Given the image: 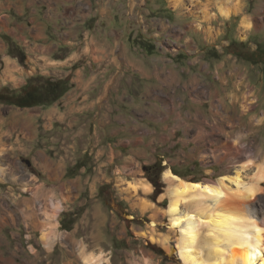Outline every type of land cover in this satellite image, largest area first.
<instances>
[{"label":"rangeland","instance_id":"374dc122","mask_svg":"<svg viewBox=\"0 0 264 264\" xmlns=\"http://www.w3.org/2000/svg\"><path fill=\"white\" fill-rule=\"evenodd\" d=\"M93 1L83 32L95 36L102 48L121 49L123 40L140 60L151 54L136 40L156 45L152 61L158 65L167 61L176 70L177 80L191 81L188 91L194 98V120L184 113L191 97L176 98L170 117L166 123L161 121L164 128L158 120L146 125L161 128V132L155 135L153 146H143L134 143L145 139L142 135L120 132L111 136L113 124L103 126L100 116L68 124L54 115L48 120L45 109L49 107L0 104V167L4 169L0 172V211L6 207L14 215L0 225V261L87 264L85 257L97 255L104 264H183L177 253L179 232L171 228L167 213L171 190L168 170L202 183L233 177L240 170L241 188L253 184L261 191L248 200L243 198L246 203L240 208L230 205L218 210L253 217L264 224V181L259 182L256 176V168H264V0H233L235 10L228 18L220 15L214 0ZM247 16L253 22L245 28L242 22ZM3 37L0 33V91H18L22 87L13 88L16 68H27V63L21 64L9 54ZM233 42L246 46L227 49ZM68 50L60 51L64 55ZM257 51L262 52L259 57L255 56ZM187 129L200 134L202 145L194 151L180 142L174 150L169 147L173 139L166 138V133L176 130L181 141ZM29 133L36 135L33 143ZM159 136L168 144L158 143ZM127 139L131 145L122 142ZM141 148L145 151L138 152ZM137 154L136 161L130 160L128 155ZM124 159L126 166L136 169L140 186L128 183L129 175L123 176V183L116 180ZM77 162L84 166L76 169ZM154 165L156 169L148 171ZM49 168L58 170L51 174ZM105 184L108 186L101 191ZM146 185L149 191H145ZM231 187L236 189L234 184ZM31 197L34 202H22ZM51 200L61 209L51 220L58 238L48 248L41 240L47 227L34 225L26 215L34 209L52 213ZM197 208L189 203L184 209L195 212ZM40 218L48 224L43 215ZM62 224L71 229H63ZM208 229L207 224L198 228L199 245L205 253ZM166 238L169 243L163 242Z\"/></svg>","mask_w":264,"mask_h":264},{"label":"crops","instance_id":"0c3cea01","mask_svg":"<svg viewBox=\"0 0 264 264\" xmlns=\"http://www.w3.org/2000/svg\"><path fill=\"white\" fill-rule=\"evenodd\" d=\"M93 3V0H0V33L11 37L27 55V68L18 65L13 88L23 87L27 78L33 75L57 77L55 79L70 76L73 87L59 103L45 109L48 120L49 115H54L61 122L70 124L86 117L97 120L100 116L103 126L113 124L109 131L111 136L120 132L142 135L145 139H140V142L133 140L135 145L142 143L143 146H153L155 135L161 132V128L158 130L146 125H154L157 120L160 125L162 119L165 122L170 117L176 98L187 97V94L191 97V103L184 105V113L194 120V98L188 91V83H192L177 80L173 65L167 61L163 65L155 64L152 54L148 58L138 59L123 40L121 49L98 46L96 37L86 34L82 28V24L92 15ZM246 21L252 24L253 18L247 16ZM65 48L69 50L63 55L60 50ZM11 64L15 67L14 60ZM92 90L95 92L92 93ZM180 107L183 108V105L180 104ZM160 127L164 128L162 125ZM174 132L176 130L165 135L171 141L173 139V144L169 146H173V150L179 142L185 147H192V151L202 145L200 134L192 130L187 129L185 139L181 141ZM35 137L29 133V142L33 143ZM159 137L158 143L168 144L167 139ZM122 142L128 145L132 143L129 139ZM140 150L144 148L138 152ZM130 155V160L139 158L138 154ZM124 162L125 159L117 170L121 176L116 180L123 183V176L129 175L131 180L128 183L140 186L135 176L136 169H130ZM22 202L29 204V200ZM3 215L14 218L13 211L8 208L2 207L0 221ZM3 261L0 264H14L12 259Z\"/></svg>","mask_w":264,"mask_h":264},{"label":"bare ground","instance_id":"6f19581e","mask_svg":"<svg viewBox=\"0 0 264 264\" xmlns=\"http://www.w3.org/2000/svg\"><path fill=\"white\" fill-rule=\"evenodd\" d=\"M182 1L187 0H176L177 3ZM189 1L196 2V0ZM214 1L218 12L224 18H228L235 10L233 0ZM242 24L243 27L248 28L251 22L245 19ZM256 169L257 180L264 181V168L257 167ZM3 170L0 167L1 173L4 172ZM57 170L49 168L51 174ZM166 178L171 185L167 213L170 216L171 228L179 232L177 253L183 264H264V224L260 225L253 220V217L218 210L219 206L230 207L232 205L236 209L240 208L246 203L243 198L247 200L253 198L258 191H261L260 187L252 184L241 188L240 170L236 171L235 176H224L215 183L189 181L174 174L171 170L166 173ZM232 184L236 185V189L231 187ZM145 187V191L150 190L149 185ZM29 202H34V197L29 198ZM189 203L198 206L197 211L184 209ZM52 207V213L47 210L37 213L33 208L34 210L26 216L31 221L33 220L34 225L47 227L41 235V240L48 248L55 244L58 238L54 231L56 225L52 224L51 220L56 218V212L61 209L57 202H52ZM42 208H44L43 205ZM40 215L44 216L47 225L41 221ZM1 218L0 223L7 219L6 215ZM200 224H207L209 227L208 238L203 243L206 253L201 250L203 245H199L198 228ZM163 242L169 243V239L166 238ZM84 260L87 264H104L101 257L97 255H89Z\"/></svg>","mask_w":264,"mask_h":264},{"label":"trees","instance_id":"16d2710c","mask_svg":"<svg viewBox=\"0 0 264 264\" xmlns=\"http://www.w3.org/2000/svg\"><path fill=\"white\" fill-rule=\"evenodd\" d=\"M3 38L9 46V54L18 58L20 63L24 64L27 59L25 51L11 37L4 35ZM136 44L147 54H153L157 50L156 45L144 39L136 40ZM235 45L246 46L245 43L233 42L227 49H231V47ZM257 52L258 53L254 54L258 57L260 53L263 52L264 54V50H262V52ZM233 54L235 53L233 52ZM235 55L238 58H242V55L238 53ZM258 63L259 62H255V64ZM72 87L73 84L71 83L70 77L53 79L42 75H34L30 77L26 84L18 91H0V104L12 105L18 108L50 107L60 101ZM82 162H77L76 169H80L84 166ZM155 169L156 165L148 167V171H153ZM154 183L155 186L159 187L158 182ZM107 186V184L103 185L100 190L104 191ZM156 193H158V188H156ZM62 228L66 230L71 229V227H65L64 224H62Z\"/></svg>","mask_w":264,"mask_h":264}]
</instances>
